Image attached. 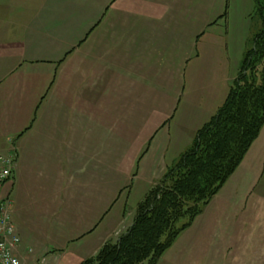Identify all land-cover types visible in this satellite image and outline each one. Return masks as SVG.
I'll return each mask as SVG.
<instances>
[{
    "label": "crops",
    "instance_id": "1",
    "mask_svg": "<svg viewBox=\"0 0 264 264\" xmlns=\"http://www.w3.org/2000/svg\"><path fill=\"white\" fill-rule=\"evenodd\" d=\"M41 1L0 0V153L15 156L0 196L11 203L20 264L40 256L81 264L132 225L119 203L125 190L144 195L167 168L171 145L213 115L214 104L197 109L196 92L184 102L181 94L194 72L211 93L221 79L209 71L220 60L208 64L198 51L200 4ZM71 21H82L78 30L69 32ZM211 220L183 259L219 257L224 221Z\"/></svg>",
    "mask_w": 264,
    "mask_h": 264
},
{
    "label": "rangeland",
    "instance_id": "2",
    "mask_svg": "<svg viewBox=\"0 0 264 264\" xmlns=\"http://www.w3.org/2000/svg\"><path fill=\"white\" fill-rule=\"evenodd\" d=\"M171 1L178 2L179 7L183 5L186 7L187 1L191 4H200L202 16L206 21L205 27L196 38L198 51L202 54V60L206 59L208 64L214 65L220 60L216 70L210 69L209 71L211 77L214 75L220 77V84L216 85L215 88L213 87L211 93H202L201 88H204L205 84L199 83L200 75L194 72V76H196L194 79L189 80L185 93L181 94V102L192 99L194 95H191V93L196 92L194 97L197 98L196 102L198 103L195 105L197 109L201 110L206 105L209 109L210 104H214V107H211L214 108L212 114L215 115L217 110L223 105L230 88L240 72L244 53L251 47L253 37L260 30L261 21L255 14V1ZM44 2L48 3L49 0H44ZM33 3L32 6H37L36 2ZM32 9L34 11V8ZM30 14H26L29 19L32 18ZM80 16H77L78 20L81 19ZM81 23L82 21H71L69 32L78 30ZM215 49L218 50L217 55L214 53ZM208 51L210 53L207 55ZM223 62L228 63L227 70L223 68ZM262 67H264V64ZM224 81L226 83L222 84ZM201 102L205 104H201ZM183 107L181 103L174 120L171 122L172 137L174 135V127L178 123L177 121L182 119ZM196 132L190 137H184L182 143H176L175 146L171 145L166 157L167 168L174 166L183 154L191 150ZM185 141L186 144H184ZM12 168L14 170L15 162ZM160 179L142 196L137 191L129 193V189L125 190L119 199V203L124 207V219L129 218L131 221L135 218L137 205L143 201L145 195ZM211 218L224 221L216 232V238L220 240L216 247L220 251L219 257L191 256L187 260L183 259L182 251L190 242L198 239L201 227L206 223L209 224L212 221ZM208 220L210 221L207 222ZM184 223L185 220L181 219L177 226L181 227ZM109 242L114 243L113 241ZM39 258L40 261L34 264H52L46 257L40 256ZM236 260L244 264H264V126L239 167L210 202L201 207V212L192 225L179 234L157 264H237L234 263ZM142 264L148 263L144 262Z\"/></svg>",
    "mask_w": 264,
    "mask_h": 264
},
{
    "label": "trees",
    "instance_id": "3",
    "mask_svg": "<svg viewBox=\"0 0 264 264\" xmlns=\"http://www.w3.org/2000/svg\"><path fill=\"white\" fill-rule=\"evenodd\" d=\"M254 1L261 27L223 105L137 205L128 230L81 264H157L242 163L264 126V0Z\"/></svg>",
    "mask_w": 264,
    "mask_h": 264
},
{
    "label": "built area",
    "instance_id": "4",
    "mask_svg": "<svg viewBox=\"0 0 264 264\" xmlns=\"http://www.w3.org/2000/svg\"><path fill=\"white\" fill-rule=\"evenodd\" d=\"M14 155L0 154V191L11 180ZM11 203L7 197L0 196V264H20L15 249L20 243L11 222Z\"/></svg>",
    "mask_w": 264,
    "mask_h": 264
}]
</instances>
